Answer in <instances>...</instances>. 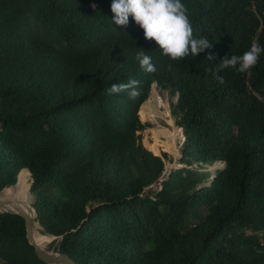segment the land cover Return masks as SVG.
Wrapping results in <instances>:
<instances>
[{"label":"trees","instance_id":"1","mask_svg":"<svg viewBox=\"0 0 264 264\" xmlns=\"http://www.w3.org/2000/svg\"><path fill=\"white\" fill-rule=\"evenodd\" d=\"M181 2L212 47L173 60L112 0H0V196L30 186L41 239L78 264H264V52L223 83L206 71L264 46V0ZM129 79L135 100L108 94ZM153 85L184 138L163 180L173 158L143 143ZM0 264H46L20 215L0 212Z\"/></svg>","mask_w":264,"mask_h":264},{"label":"clouds","instance_id":"2","mask_svg":"<svg viewBox=\"0 0 264 264\" xmlns=\"http://www.w3.org/2000/svg\"><path fill=\"white\" fill-rule=\"evenodd\" d=\"M111 11L114 14L112 21L117 26L126 27L129 17L143 29L145 39L155 41L162 53L173 60H179L189 55L196 56L212 47L207 37L195 38L193 27L187 14L186 6L181 0H112ZM264 52V46L255 41L248 50L241 55H227L217 63L215 69L207 67L206 71L213 74L214 78L223 83V78L217 75L224 69H235L239 73H246L252 69L260 54ZM136 59L140 68L147 73L156 71L152 63V57L144 51L136 53ZM209 61L214 59L212 53L207 56ZM139 81L129 79L126 83H114L108 89V94L127 92L130 99L135 100L139 96Z\"/></svg>","mask_w":264,"mask_h":264},{"label":"rangeland","instance_id":"3","mask_svg":"<svg viewBox=\"0 0 264 264\" xmlns=\"http://www.w3.org/2000/svg\"><path fill=\"white\" fill-rule=\"evenodd\" d=\"M153 90H155L154 89V85L152 87V91H151V94L150 95L153 94ZM156 91L162 97L163 102L168 105V108L165 107V105L164 106L163 105L161 106L160 109L162 110V112L160 113V118H158L156 120V122H152L151 120L150 121H146V122H149L151 124V126L148 127V128H146L143 131V143H144V145L149 150L153 149L151 151H153L154 153H159L161 151H166L173 158V161L172 162H167L166 172L160 178V180H161V179L164 178V176H167L168 175V172L171 171V169H177V168H179L178 159L181 156V148L180 147H181V143L183 141V137H182V134H181L182 131H179L178 130L179 127H177L175 125V120H174V118H173V116L171 114V111H170V100H169V97H168L167 93L164 90L159 89L158 87H156ZM148 109H149V112H150L151 111L150 107H148ZM147 117H148V114H147ZM140 118H141V116H140ZM175 126H176V129H177L176 138H175V145H176V148H177V152L176 153L175 152H172L170 150L171 149V144H170V141H169L168 136H167L168 131H170V130L171 131L176 130L175 129ZM169 163H173V164H175V166L172 168V167L169 166ZM217 167L218 168H222V165H216L214 167L208 168V170L214 173L215 172L214 170H216ZM153 187L156 188V189H159V186L156 185V184L153 185ZM29 189H30V186H29ZM1 195H3V193ZM40 229H41V227H40ZM51 242L47 245V249L48 250H52L49 247L50 244H51Z\"/></svg>","mask_w":264,"mask_h":264},{"label":"water","instance_id":"4","mask_svg":"<svg viewBox=\"0 0 264 264\" xmlns=\"http://www.w3.org/2000/svg\"><path fill=\"white\" fill-rule=\"evenodd\" d=\"M154 89L156 90V85H154ZM158 155H160V152L158 153ZM169 173L170 171L168 172V174ZM26 204H27L26 207H23L18 203L17 200H9V202H6L5 200H2L0 197V208H2L0 212L17 214L24 218L26 223L28 240L35 247L38 257L46 264H78L69 254L45 249L39 243L36 242L35 225L36 223H38L36 221V217L38 216L37 209L32 206V199ZM55 238L56 236H53V239Z\"/></svg>","mask_w":264,"mask_h":264},{"label":"bare ground","instance_id":"5","mask_svg":"<svg viewBox=\"0 0 264 264\" xmlns=\"http://www.w3.org/2000/svg\"><path fill=\"white\" fill-rule=\"evenodd\" d=\"M147 104L149 105L151 111L148 113V118L152 121V122H156V120L158 118H160V113L162 112V110L160 109L161 106L165 105V107L168 108V105L165 104L163 102L162 97L159 95V93L156 90H153V94L150 96V98L147 100ZM164 107V108H165ZM171 123V122H170ZM172 124V123H171ZM173 125V124H172ZM174 127V126H173ZM176 129V128H175ZM168 139L170 141L171 144V151L172 152H177V148L175 145V138H176V131H168L167 133ZM184 139V138H183ZM169 162V161H168ZM170 167H174L175 164L173 163H169ZM219 167V166H218ZM223 167V166H222ZM215 171V170H214ZM211 172V171H210ZM18 185V184H17ZM17 185L15 187H13V189L11 191H9L7 194L5 195H1V199L5 200L6 202H9V200H17L18 203L23 206L26 207V203L29 202L30 200L27 199V193L30 194V192H28L29 190V186H28V190L26 188V186H19L17 187ZM11 188H6L5 190H8ZM4 190V191H5ZM27 192V193H26ZM30 198L31 194H30ZM2 208H0L1 211ZM44 239V238H43ZM48 239V238H47ZM35 240L37 243H39L43 248L47 249V245L53 240V239H49V240H42L41 236H40V224L36 223L35 225Z\"/></svg>","mask_w":264,"mask_h":264}]
</instances>
